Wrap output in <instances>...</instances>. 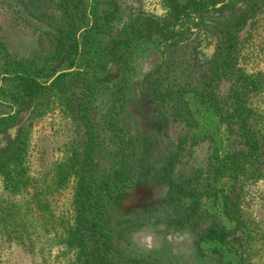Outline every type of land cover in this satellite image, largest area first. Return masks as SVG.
Wrapping results in <instances>:
<instances>
[{"label":"rangeland","instance_id":"1","mask_svg":"<svg viewBox=\"0 0 264 264\" xmlns=\"http://www.w3.org/2000/svg\"><path fill=\"white\" fill-rule=\"evenodd\" d=\"M77 2L0 0V154L17 142L19 147L17 164L11 162L6 173L0 172V264H73L67 260L72 255L64 245L63 233L72 221L76 185L73 171L64 174L62 166L72 151L87 146L86 126L95 127L102 138L107 136L101 127L115 85L124 89L123 118L144 147L151 135L175 134L173 127L156 116L158 109L149 92L156 78L164 86L170 80L184 83L196 133L212 138L225 151L226 129L196 93L198 81L213 65L220 39H236L238 72L232 82L217 80L216 91H228L238 75L245 76V86L253 81L249 85L255 91L247 101L255 114L264 157V0H243L235 11L188 20L181 41L169 47L166 55L158 41H138L128 56V68L101 60L95 69L91 59L96 49L107 46L135 19H163L168 1L115 0L118 8L110 24L103 20L109 11L104 0ZM224 25H230L226 32ZM64 39H80L87 47L69 70V82L43 99L23 102L17 80L20 72L45 82L52 80L54 72L67 71V43L59 45ZM85 113L95 122L79 117ZM207 151L208 142L200 143L192 159L201 162ZM223 183L224 192L216 202L210 200L208 208L220 215L225 196L232 198L241 226L234 238L237 249L204 242L199 248L206 256L201 258L191 234L166 230L158 217L129 234L125 248L140 259L152 258L153 264H264V165L245 183L232 187ZM165 191L163 186L139 183L115 206L125 218L143 215L164 204Z\"/></svg>","mask_w":264,"mask_h":264},{"label":"trees","instance_id":"2","mask_svg":"<svg viewBox=\"0 0 264 264\" xmlns=\"http://www.w3.org/2000/svg\"><path fill=\"white\" fill-rule=\"evenodd\" d=\"M104 1L109 6V11L105 13L103 20L110 24L115 20L118 7L115 0ZM167 1L163 19H135L119 36L111 39L107 46L96 49L91 59L95 63L94 69L101 60L128 68V56L138 41H158L161 51L166 55L169 47L181 41L179 38L188 29V20L196 21V18L212 12H232L243 2ZM193 24L198 26L196 22ZM224 28L223 31L226 32L230 25H224ZM63 43H67L64 56L70 59L67 71H56L52 80L45 82L25 72L17 75L23 102L31 104L43 99L52 90L64 87L69 82V70L77 65L87 47L80 39L59 41L60 46ZM236 54V39H220L213 65L209 73L198 81L200 89L196 91L202 101L213 108L220 124L226 129L228 143L223 152L212 138L196 133L197 122L184 98L187 90L183 82L179 84L170 80L164 86L155 78L156 82L151 83L149 92L158 109L156 116L173 127L175 134L167 137L151 135L146 140L145 147L140 136L130 132L129 124L123 118L124 89L121 84L115 85L111 92V104L101 127V131L107 136L102 138L97 135L95 127L86 126L87 146L80 151H72L62 166L64 174L69 175L73 171L76 185L72 221L63 233L64 245L72 255L68 261L73 264H153L152 258L132 256L125 245L129 234L147 226L157 217L166 230L191 234L195 251L201 258L206 256L199 248L204 242L236 248L234 238L241 226L232 198L225 196L220 215L211 213L208 208V202L213 198L216 202L220 198L219 193L224 192L221 188L224 181L230 187L234 183H245L246 178L259 174L264 165L261 139L254 123L255 114L247 101L248 96L255 91L249 85L253 81L245 86V76L238 75V80L230 83L228 91H216L217 80L226 78L232 82L236 71L238 72ZM146 83L148 84V77ZM85 90H90L88 85H85ZM79 117L91 120L87 113ZM206 141L209 151L202 161L192 159L195 147ZM114 142L116 144L112 145ZM18 149L17 142L0 154V172L6 173V167L11 162L17 164L14 161H17ZM6 178L9 180V176ZM139 183L145 187L163 186L166 200L158 209L125 218L117 210L115 203Z\"/></svg>","mask_w":264,"mask_h":264}]
</instances>
